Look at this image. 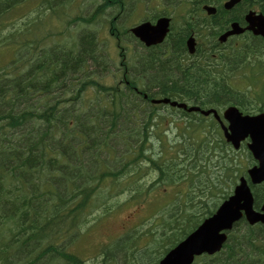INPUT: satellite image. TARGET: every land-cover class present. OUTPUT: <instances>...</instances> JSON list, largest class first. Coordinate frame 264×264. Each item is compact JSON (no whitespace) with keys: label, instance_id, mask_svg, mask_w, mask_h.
I'll use <instances>...</instances> for the list:
<instances>
[{"label":"trees","instance_id":"1","mask_svg":"<svg viewBox=\"0 0 264 264\" xmlns=\"http://www.w3.org/2000/svg\"><path fill=\"white\" fill-rule=\"evenodd\" d=\"M81 1L87 0H0V264H87L71 244L58 245L61 238L79 236L100 208L104 214L97 221L112 214L119 205L108 203L118 193L138 202L156 185L185 186L181 202L169 203L175 206L170 214L182 217L163 227L164 235L172 233L167 244L164 238L159 242L161 250L175 246L228 195L225 180L212 181L211 166L222 165L226 177L235 169L226 161L229 147L216 122L195 113L182 114L189 118L182 125L183 141L169 148L159 131L165 116L151 99L217 109L234 104L249 113L256 93L252 84L264 81L261 37L244 35L223 48L217 40L232 22L244 26L249 10L264 13V0H242L231 11L224 9L226 0H90V11L77 4ZM156 4L165 9L157 12ZM206 4L216 6L217 14L207 16ZM141 6L146 20L180 16L163 45L135 46L127 24ZM103 24L121 67L112 64L115 53L101 39ZM191 35L200 43L197 56L204 57L184 65ZM169 47L174 53L169 59L155 55ZM153 70L158 73L152 75ZM239 75L243 84L235 86ZM135 86L145 88L138 93ZM154 133L161 141L159 153L151 141ZM153 172L157 179L147 187L143 177ZM255 199L259 209L264 184L256 188ZM180 222L185 226L176 225ZM143 236L116 241L109 252L129 249L133 255ZM105 254L104 264H111ZM194 264H264V226L238 223L223 251Z\"/></svg>","mask_w":264,"mask_h":264},{"label":"rangeland","instance_id":"2","mask_svg":"<svg viewBox=\"0 0 264 264\" xmlns=\"http://www.w3.org/2000/svg\"><path fill=\"white\" fill-rule=\"evenodd\" d=\"M81 4V6L84 9H87V11L92 10L91 7H88L91 4L90 0H87L83 3V1L81 2H77V4ZM155 6H157V12L161 13L165 8L164 5H159L156 4ZM143 6H141V8L136 9V14L132 16V18L130 19V22L128 23V25L130 27H132V25H137L139 24L140 20L143 18ZM87 11H85V13H87ZM142 11V12H139ZM178 11H185V9L183 7H180L178 9ZM31 17L35 16V14L30 15ZM178 16V15H177ZM179 17V16H178ZM104 22L105 19L109 18L108 15L104 16ZM181 20V19H180ZM182 21V20H181ZM104 28L102 33H101V39L105 42L108 43V50L110 49L111 53H115L113 54V58L115 56V58L118 59V52L115 51L116 47L114 42L111 40V36L109 34V29L107 27V25L103 24ZM98 28H102L101 26L98 25ZM132 43H134L133 40H131ZM139 48V47H138ZM137 48V49H138ZM142 51V50H141ZM201 57H204V55H201ZM114 58V59H115ZM189 59V58H188ZM195 57L189 59V60H194ZM116 60V59H115ZM118 61V60H116ZM113 61L112 64H117L119 66V62ZM264 64V63H263ZM115 65V66H117ZM112 71L114 72L116 69L115 68H111ZM158 68H156L157 71ZM155 70L152 71V75H154L155 73L157 74L158 72H154ZM255 71V70H254ZM141 72V70H140ZM142 73V72H141ZM107 83H110V81H108ZM112 83V82H111ZM160 85V83L158 84ZM256 86L259 89H264V81L260 80L259 85L256 84ZM243 89H246L245 86H243ZM261 90V91H262ZM257 101V100H256ZM258 103V102H257ZM251 106V105H250ZM260 108H264L261 107V105L259 104H255L252 107V110H249V113H255L257 112L256 107ZM171 109V108H170ZM170 109L166 107H164L163 109L158 110V114L164 115L165 118L161 121L160 123V128L159 131L162 132V135H166L167 136V142L169 143L168 147H172L177 145L180 141H183V136L181 135V129H182V125L185 123L184 121L186 119H189L188 117L182 116L181 114L178 113H174L173 111H171ZM259 111V109H258ZM177 120V119H181L179 121H174L172 122L171 120ZM152 138L151 141H153V146L155 147V152L159 153V151L162 149L161 148V141L156 137V134H152ZM187 144V142H183L181 143V146H183V144ZM227 157H226V161L227 162H231L232 163L229 167H232L235 169V172L233 173V176L231 177L229 175V177H226L228 174L226 173L224 167L222 165H219L220 167H217L215 165H212V171H213V175L211 176L212 181H216L218 179L221 180H225L227 182V184L229 185V188L224 187V191L227 192V190H231L233 191L234 186H232L233 182L236 180V182L239 181V178L241 175H243V173L247 172V170L249 168H251L254 164L255 161L254 159L252 160V157L249 154V151L246 148V144L243 145V148L241 150L238 151H234L232 152L231 149L228 150L227 152ZM217 162V160L215 161ZM245 166H248L247 169L244 172H240L241 169H244ZM223 167V168H222ZM157 179V174L155 172H153L152 174H145V176L143 177V183L146 184V186H150L151 183H153L155 180ZM235 185V184H234ZM169 189V188H168ZM107 192L109 191L108 189H106ZM161 190V191H160ZM160 190L155 191L154 193H151L149 195H143V199L147 200L146 202L144 200H140L138 202H135V200L130 198V194L127 192H124L122 194L118 193L114 198H112L110 200V202L108 204H111L113 206H118L117 209L114 210V212L108 216H105V218L101 221V222H97L98 220V216H102L104 213V209L100 208L98 211L94 212L88 219L87 224L83 225L81 227L80 230L84 231L85 229H88L89 227H94L92 228V230L89 233H85L84 236L82 237V239L78 238L75 240H72L74 237H72L71 241L69 240V238H61V240L58 242V245H67L69 243L70 245V249L73 253H77L78 255H80L81 257H83V259L85 261H87L88 264H103V259H104V253H105V245L108 244L109 246L111 245L113 242H115L116 240H118L121 237H124V235H129L130 236H137L139 234H144V232H147L149 230H153V231H158V233L161 232V234L156 235V239L155 241H153V243L148 247L146 246L144 249L140 248L142 250V252H136V250H134L135 252V256L136 257H143L146 259L147 263H150L152 260V258H156L158 257V255H155L158 251L164 253L165 250H161L160 248V243L159 241H157V239L160 240V242H162V238H164L165 240V245L167 244V238L171 237L172 233L169 232V230H167L166 235H164L165 232L163 227H166V229H168V223L169 221H172V219H176L175 217H172L171 214H167V210H164L162 212V214H155V212H157L162 206L170 203L173 200V192L175 190V188H173L172 190L169 191V194H167L168 190H164V187H161ZM181 192L183 191V188L181 187L180 189ZM179 193V191H175V195L177 196V194ZM171 194V195H170ZM224 195V193H223ZM175 196V198H176ZM176 202V201H173ZM175 207V206H173ZM204 206H201L197 209V211H201V209ZM168 209H170L168 207ZM163 219L166 221V223L163 226H159L158 224H160L158 222V219ZM174 226V224H173ZM179 226H185V224L183 222L179 223ZM161 229V231H160ZM163 229V230H162ZM131 232H133L131 234ZM162 235L164 237H162ZM121 241V240H120ZM123 243L125 244V238L122 240ZM146 242H143L141 244H145ZM107 246V245H106ZM100 249H103L102 251ZM107 250V249H106ZM145 252V253H143ZM132 251L131 250H123L122 252H117L116 256H115V260L112 264H134L132 262L134 256L132 255ZM95 255V256H94ZM152 257V258H151ZM138 263L142 264V262L140 261V258H137ZM58 264V263H57ZM59 264H61V262H59Z\"/></svg>","mask_w":264,"mask_h":264},{"label":"water","instance_id":"3","mask_svg":"<svg viewBox=\"0 0 264 264\" xmlns=\"http://www.w3.org/2000/svg\"><path fill=\"white\" fill-rule=\"evenodd\" d=\"M240 2L241 0H229L225 3V8L231 10ZM204 9L210 15L217 11L215 7L211 6H205ZM246 21L249 25L245 28H242L238 23H233L231 30L221 36L220 42L224 43L230 36L239 35L247 30L264 38L263 15L250 12L246 16ZM169 25V19L162 18L158 20L156 25L149 22L143 23L133 28L132 32L147 45H153L165 38L169 31ZM188 45L190 51L194 52L195 40L193 38L190 39ZM152 103L170 104L172 107L185 109L188 112H199L204 116L213 114L221 124L227 144H230L234 150H239L241 144L249 139L248 149L254 159L258 161L256 166L248 170L249 180L242 177L240 183L236 185L234 193L219 206L217 211L160 262V264H193L196 257L204 254L211 256L220 252L228 239L226 232L232 230L234 225L243 218L251 226L258 223L264 224V203L261 211L254 208L255 197L249 184V181L253 185L264 182V113L256 116L243 115L236 107L232 106L224 112V118L228 122V125H225L214 110L202 111L200 107L188 108L186 104L172 102L169 99H154ZM226 208L227 211H225ZM195 237H197V241L189 243Z\"/></svg>","mask_w":264,"mask_h":264},{"label":"bare ground","instance_id":"4","mask_svg":"<svg viewBox=\"0 0 264 264\" xmlns=\"http://www.w3.org/2000/svg\"><path fill=\"white\" fill-rule=\"evenodd\" d=\"M241 2H242V0H241ZM223 35V33H221L218 37H217V40H220V38H221V36ZM192 36L193 35H191L189 38H188V40H187V42L185 43L186 45L188 44V42L190 41V39L192 38ZM166 43V42H165ZM216 46V45H215ZM160 51V50H159ZM187 52V51H186ZM161 53H164V54H161ZM172 54H174L173 53V51H172V49L169 47V48H167V49H163L162 51H160V54H156L155 53V55H158V56H163V57H168V59L171 57V55ZM199 54V53H198ZM197 54V55H198ZM220 54V53H219ZM155 55H152V56H155ZM195 56V58H200L201 57V55H199V56ZM181 56V55H180ZM189 59H191V58H189ZM187 57H185L184 55H183V59H182V62H183V64L184 65H189L190 64V62H191V60H189ZM209 59V58H208ZM171 61V60H170ZM173 67V66H172ZM171 67V68H172ZM171 68H169V69H171ZM175 69V68H174ZM155 72V71H154ZM156 74V73H155ZM70 80V79H69ZM156 88V87H155ZM153 90V89H152ZM35 148V147H34Z\"/></svg>","mask_w":264,"mask_h":264},{"label":"snow or ice","instance_id":"5","mask_svg":"<svg viewBox=\"0 0 264 264\" xmlns=\"http://www.w3.org/2000/svg\"><path fill=\"white\" fill-rule=\"evenodd\" d=\"M235 124V121H234ZM228 209L226 208L225 211H227ZM197 241V237H195L194 239H192V241H189V243H195Z\"/></svg>","mask_w":264,"mask_h":264}]
</instances>
